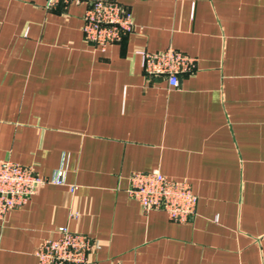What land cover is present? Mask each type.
<instances>
[{"label":"crops","instance_id":"crops-1","mask_svg":"<svg viewBox=\"0 0 264 264\" xmlns=\"http://www.w3.org/2000/svg\"><path fill=\"white\" fill-rule=\"evenodd\" d=\"M117 2L136 30L100 51L84 5L0 0V159L64 181L0 221V264H37L62 226L86 264H264V0ZM169 47L195 60L173 88L140 57ZM151 171L189 183V221L128 197Z\"/></svg>","mask_w":264,"mask_h":264},{"label":"built area","instance_id":"built-area-1","mask_svg":"<svg viewBox=\"0 0 264 264\" xmlns=\"http://www.w3.org/2000/svg\"><path fill=\"white\" fill-rule=\"evenodd\" d=\"M84 5L81 31L86 42L104 51L119 43L124 35L136 30L131 14L117 0H45L47 10L59 5ZM141 67L148 78L164 77L171 88L178 86L180 74H190L195 60L174 49L140 52ZM63 185V171L42 177L30 166L0 159V221L12 209L25 205L37 189L48 185ZM75 187H70L73 191ZM126 193L136 201L142 212L162 211L174 223H186L195 212L196 196L186 181H174L158 171L135 172L128 178ZM76 214L70 217L75 219ZM56 236L44 239L34 255L37 264H86L94 248L93 240L58 227Z\"/></svg>","mask_w":264,"mask_h":264}]
</instances>
